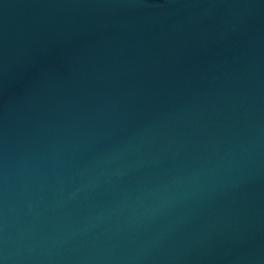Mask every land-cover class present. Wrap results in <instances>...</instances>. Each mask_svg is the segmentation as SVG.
<instances>
[{"label":"water","instance_id":"water-1","mask_svg":"<svg viewBox=\"0 0 264 264\" xmlns=\"http://www.w3.org/2000/svg\"><path fill=\"white\" fill-rule=\"evenodd\" d=\"M0 264H264V0H0Z\"/></svg>","mask_w":264,"mask_h":264}]
</instances>
